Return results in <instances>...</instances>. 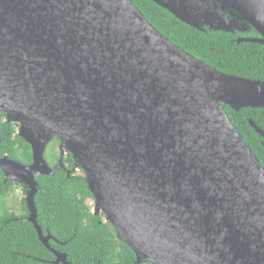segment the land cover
Masks as SVG:
<instances>
[{"label":"water","instance_id":"water-1","mask_svg":"<svg viewBox=\"0 0 264 264\" xmlns=\"http://www.w3.org/2000/svg\"><path fill=\"white\" fill-rule=\"evenodd\" d=\"M149 1L199 32L249 28L259 38L236 43L264 46V0ZM224 106L264 108V81L194 58L132 0H0V112L32 154L0 158V172L27 188L25 220L54 264L66 255L34 199L65 154L136 264H264V168Z\"/></svg>","mask_w":264,"mask_h":264},{"label":"trees","instance_id":"trees-1","mask_svg":"<svg viewBox=\"0 0 264 264\" xmlns=\"http://www.w3.org/2000/svg\"><path fill=\"white\" fill-rule=\"evenodd\" d=\"M132 1L157 31L194 58L228 75L264 81V46L236 44L238 34L199 32L149 0ZM224 109L264 168V139L248 124L251 120L264 132V108H244L238 112L227 106ZM17 128L0 112V158L7 156L29 165L31 149L18 136ZM56 145L57 141H52L44 154L51 167L59 158ZM63 163L66 170L36 179L39 184L34 199L37 223L44 235L49 233L61 243L50 241V247L65 254L68 264H136L133 252L116 238L112 226L104 221V215H94L86 204L92 196L83 172H72V156L64 157ZM17 184L4 183L0 172V264H54V254L41 244L34 226L25 220L28 216L25 198L19 215L6 205L5 200ZM18 186L26 194V188Z\"/></svg>","mask_w":264,"mask_h":264},{"label":"rangeland","instance_id":"rangeland-1","mask_svg":"<svg viewBox=\"0 0 264 264\" xmlns=\"http://www.w3.org/2000/svg\"><path fill=\"white\" fill-rule=\"evenodd\" d=\"M56 150L58 151V149L56 148ZM77 172L79 170H76ZM26 194L23 193L22 189L18 186L14 187V190L12 191V194L10 195V197H8L5 202L6 205L10 208V210H12L13 212H15L16 214H21L22 210V200L25 198ZM86 204L88 205V207L90 208L91 212L94 210V200L92 198L87 199Z\"/></svg>","mask_w":264,"mask_h":264},{"label":"flooded vegetation","instance_id":"flooded-vegetation-1","mask_svg":"<svg viewBox=\"0 0 264 264\" xmlns=\"http://www.w3.org/2000/svg\"><path fill=\"white\" fill-rule=\"evenodd\" d=\"M246 28V27H245ZM206 31H208L207 29L205 30V32ZM227 34H230V33H227ZM235 34H238L239 35V37L238 38H236L234 41L236 42V40H238V39H256V38H259V35L254 31V30H250L249 28H247V29H245L244 31H242V32H235L234 34H231V35H235ZM244 35H246V36H248V35H251V36H249V37H246V36H244ZM243 43H248V42H243ZM237 44V43H236ZM239 44H241V43H239ZM252 44H257V43H252ZM258 45H260V44H258ZM260 46H262V45H260ZM52 141H54V140H52ZM51 141V142H52ZM57 141V140H56ZM51 142L48 144V146L49 145H51ZM47 146V147H48ZM58 147H59V142L57 141V145L55 146V149L57 148L58 149ZM47 149V148H46ZM46 152V151H45ZM67 155H69V154H65V155H63L62 156V162H63V158L64 157H66ZM58 157L60 158V154H59V150H58ZM59 158H58V161H57V164H58V162H59ZM56 164V165H57ZM55 165V166H56ZM63 166H64V168L63 169H59V170H66L65 169V165H64V163H63ZM51 167V166H50ZM54 167V166H53ZM77 169H75V167H73V169H72V172H74V171H76ZM69 173H70V171H67V174L69 175ZM16 186H18V184L17 185H14V187H16ZM23 186V185H22ZM18 187H20V186H18ZM23 187H25V186H23ZM21 188V187H20ZM22 189V188H21ZM26 192H27V188H26Z\"/></svg>","mask_w":264,"mask_h":264}]
</instances>
